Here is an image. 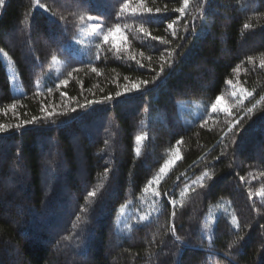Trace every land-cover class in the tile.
I'll list each match as a JSON object with an SVG mask.
<instances>
[{"label": "trees", "instance_id": "16d2710c", "mask_svg": "<svg viewBox=\"0 0 264 264\" xmlns=\"http://www.w3.org/2000/svg\"><path fill=\"white\" fill-rule=\"evenodd\" d=\"M87 18L122 44L72 54ZM0 264H264V0H0Z\"/></svg>", "mask_w": 264, "mask_h": 264}, {"label": "rangeland", "instance_id": "374dc122", "mask_svg": "<svg viewBox=\"0 0 264 264\" xmlns=\"http://www.w3.org/2000/svg\"><path fill=\"white\" fill-rule=\"evenodd\" d=\"M99 28L100 27L96 22V19L87 18L85 22L80 23V26L76 30L70 42L67 43L65 48L71 51L74 55L86 56L90 52V49L94 46V41L96 38H100V40L103 42L111 41L112 43L119 45H121L124 41L123 31L116 29L105 36L101 34ZM4 63L9 76L12 91L15 93H20L21 89L16 77L14 76L12 67L7 63L6 60H4ZM51 66L52 69L50 70L48 76H57L62 66L61 61L54 59ZM250 97L251 94L245 89L237 85L232 86L229 90V95L217 99L213 103V105L206 104L202 101L180 103L179 118L184 125L190 126L197 123V121H199L201 118L207 117L212 114H228L231 107L230 103H233L234 101L236 106H240L244 102L249 100ZM170 156L171 157L164 163L163 167L160 169L159 175L152 181V183L155 184L159 180H161V178L166 175V173L172 167L174 161L178 157L176 152H173ZM153 190V187L150 186L145 192L147 194V192L151 193L153 192ZM137 202L139 204L137 207L126 205L119 211L116 221L117 225L119 226V231H121L123 235L125 233H128V228L132 223L135 222L134 220H147V217L149 215V204L147 203V198L141 197ZM219 215L226 217L228 220H230L232 226L235 227V221L232 217V212L227 202L221 201L218 202L214 207H212L208 214V220L210 221L216 216L218 217Z\"/></svg>", "mask_w": 264, "mask_h": 264}]
</instances>
